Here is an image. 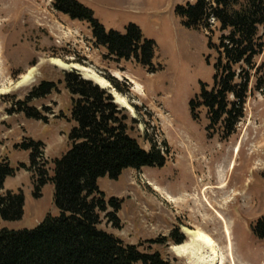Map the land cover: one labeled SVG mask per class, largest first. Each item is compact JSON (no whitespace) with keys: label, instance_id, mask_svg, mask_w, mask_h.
<instances>
[{"label":"rangeland","instance_id":"374dc122","mask_svg":"<svg viewBox=\"0 0 264 264\" xmlns=\"http://www.w3.org/2000/svg\"><path fill=\"white\" fill-rule=\"evenodd\" d=\"M75 1L92 11L107 31L124 34L128 24L139 27L144 38L156 44L157 71L149 74L134 61L108 56L94 44L89 25L58 12L53 0H0V162L7 159L13 169L28 166V152L16 146L33 140L44 145L41 167L52 174V162L68 152L74 125L68 120L70 95L62 83L63 73L77 71L110 93L115 103L116 96L123 98L125 106L116 104L126 108L130 136L145 151L153 143L165 158L162 168L128 169L117 180H98L107 199L121 202V229L111 228L105 219L101 227L125 244L139 245L141 251L159 252L171 264H189V256H176L171 241L162 245L150 241L168 238L173 230L185 242L187 230L209 235L223 251L219 264H264V241L251 231L264 219V96L253 92L252 80L244 117L227 140L217 132L208 138L205 109L198 111L197 122L189 112L200 83L212 86L216 54L208 50L206 36L218 44L217 22L211 20L207 34L184 28L175 9L195 0ZM254 63L264 65V50ZM26 75L31 81L22 85ZM107 77L117 79L126 94L113 89ZM43 81L57 84L58 92L28 105L46 122L9 113ZM3 191L21 192L24 197L22 219L2 222L3 229L30 231L46 216H58L52 184L46 183L35 196L33 175L25 170L7 178Z\"/></svg>","mask_w":264,"mask_h":264},{"label":"trees","instance_id":"16d2710c","mask_svg":"<svg viewBox=\"0 0 264 264\" xmlns=\"http://www.w3.org/2000/svg\"><path fill=\"white\" fill-rule=\"evenodd\" d=\"M53 2L58 12L86 22L94 44L104 48L111 58L134 61L149 74L157 71L153 64L156 44L145 39L136 25L128 24L124 34L107 31L92 11L75 0ZM175 15L190 30L211 33V20L219 25L218 44H213L207 35L208 50L216 54L212 86L200 83L198 95L189 102V112L197 122L198 111L205 109L208 138L217 132L221 140H227L244 117L252 80L253 92L264 96V65L257 67L254 63L264 50V0H195L194 4L178 6ZM206 62L209 64V57ZM107 81L118 93L126 94L117 79L107 77ZM62 83L70 95L68 120L74 125L68 134V152L52 162V174L41 167L44 145L33 140L16 146L28 152V166L19 164L13 169L7 159L0 162V264H171L159 252L141 251L139 245L125 244L101 227L105 219L111 228L121 229V202L107 199L98 187L100 178L117 180L128 169L162 168L165 158L153 143L145 151L130 136L127 112L106 90L83 79L77 71L64 72ZM56 86L41 82L9 113L46 122L47 118L28 104L58 92ZM18 170L33 175L35 196H40L46 183L54 189L58 216H46L30 231L1 228L2 222H18L23 217V194L3 191L6 179L14 177ZM251 231L256 239L264 241V219H259ZM167 241L180 245L185 239L173 230L168 238L150 242L162 245Z\"/></svg>","mask_w":264,"mask_h":264},{"label":"bare ground","instance_id":"6f19581e","mask_svg":"<svg viewBox=\"0 0 264 264\" xmlns=\"http://www.w3.org/2000/svg\"><path fill=\"white\" fill-rule=\"evenodd\" d=\"M58 65L60 67L66 68L61 63H58ZM81 71L83 72L85 70L81 69ZM30 76L29 75L24 76L23 77L24 81L21 84L22 85L29 84V82L31 81ZM96 83H99L101 86L104 85L103 80H96ZM116 98L119 104L123 106L126 105L125 100L123 98H120L119 96H116ZM128 109L130 110V108L127 106V110ZM235 193L236 192L232 193L231 196L234 197ZM170 198L171 197H169V199ZM232 211L236 214V211L234 210ZM185 232L187 233V236L189 237V239L187 240L188 242H185L181 246H174L175 248H173V251L177 254V255L175 254L176 256H181V257H185L186 255L189 256L188 257L189 264H219L221 262L222 260L221 252L223 251H221L220 247L214 242V240L209 235H207L206 233L200 230H197L195 232H190L187 230Z\"/></svg>","mask_w":264,"mask_h":264},{"label":"flooded vegetation","instance_id":"af4514ba","mask_svg":"<svg viewBox=\"0 0 264 264\" xmlns=\"http://www.w3.org/2000/svg\"><path fill=\"white\" fill-rule=\"evenodd\" d=\"M231 198L233 199V196H231Z\"/></svg>","mask_w":264,"mask_h":264}]
</instances>
